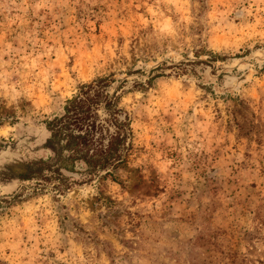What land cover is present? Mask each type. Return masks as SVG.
Returning <instances> with one entry per match:
<instances>
[{"label":"rangeland","instance_id":"obj_1","mask_svg":"<svg viewBox=\"0 0 264 264\" xmlns=\"http://www.w3.org/2000/svg\"><path fill=\"white\" fill-rule=\"evenodd\" d=\"M100 78L127 163L22 181ZM0 264H264V0H0Z\"/></svg>","mask_w":264,"mask_h":264},{"label":"trees","instance_id":"obj_2","mask_svg":"<svg viewBox=\"0 0 264 264\" xmlns=\"http://www.w3.org/2000/svg\"><path fill=\"white\" fill-rule=\"evenodd\" d=\"M108 78L84 84L66 102L62 115L47 123L50 139L46 149L49 159L29 165L22 181L37 180L54 185L63 192L76 184L69 174L80 170L89 178L113 176L127 163L131 149L130 119L117 106V98L108 92Z\"/></svg>","mask_w":264,"mask_h":264}]
</instances>
